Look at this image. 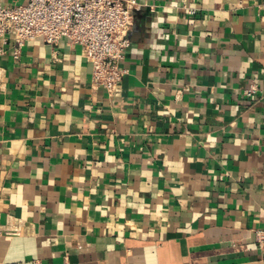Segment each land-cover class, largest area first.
<instances>
[{
  "label": "crops",
  "instance_id": "obj_1",
  "mask_svg": "<svg viewBox=\"0 0 264 264\" xmlns=\"http://www.w3.org/2000/svg\"><path fill=\"white\" fill-rule=\"evenodd\" d=\"M137 2L111 96L0 40V264H264V0Z\"/></svg>",
  "mask_w": 264,
  "mask_h": 264
},
{
  "label": "built area",
  "instance_id": "obj_2",
  "mask_svg": "<svg viewBox=\"0 0 264 264\" xmlns=\"http://www.w3.org/2000/svg\"><path fill=\"white\" fill-rule=\"evenodd\" d=\"M138 7L137 0H18L11 6L0 1V40L14 34V58L27 41L38 38L51 46L61 42L79 46L90 62L93 84L111 96L124 73L119 61L131 44L129 33ZM257 90L250 81L243 93L253 96ZM256 236L264 242L263 234Z\"/></svg>",
  "mask_w": 264,
  "mask_h": 264
}]
</instances>
